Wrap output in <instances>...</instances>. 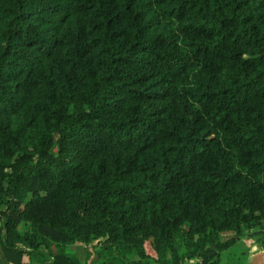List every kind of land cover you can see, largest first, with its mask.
I'll return each mask as SVG.
<instances>
[{
    "label": "trees",
    "instance_id": "1",
    "mask_svg": "<svg viewBox=\"0 0 264 264\" xmlns=\"http://www.w3.org/2000/svg\"><path fill=\"white\" fill-rule=\"evenodd\" d=\"M263 220L264 0H0V264H217Z\"/></svg>",
    "mask_w": 264,
    "mask_h": 264
},
{
    "label": "crops",
    "instance_id": "2",
    "mask_svg": "<svg viewBox=\"0 0 264 264\" xmlns=\"http://www.w3.org/2000/svg\"><path fill=\"white\" fill-rule=\"evenodd\" d=\"M73 245H82L84 247L83 251L85 249L91 250L89 246L78 242L71 244V248H73ZM193 262L194 260H190V263ZM217 264H264V246L256 235H243L236 239L228 248L220 252Z\"/></svg>",
    "mask_w": 264,
    "mask_h": 264
},
{
    "label": "rangeland",
    "instance_id": "3",
    "mask_svg": "<svg viewBox=\"0 0 264 264\" xmlns=\"http://www.w3.org/2000/svg\"><path fill=\"white\" fill-rule=\"evenodd\" d=\"M87 246H89V248L91 249V244H88ZM72 247L73 248H71V246L68 244L66 246V250L71 251V249H74L75 250L74 252H76V254L83 256V254H84L83 248L84 247L82 245H77V246L73 245ZM88 251H90L91 252L90 254H92V256H90L89 259H92L94 257V253L92 252V249L88 250ZM89 259L87 262L90 261Z\"/></svg>",
    "mask_w": 264,
    "mask_h": 264
},
{
    "label": "built area",
    "instance_id": "4",
    "mask_svg": "<svg viewBox=\"0 0 264 264\" xmlns=\"http://www.w3.org/2000/svg\"><path fill=\"white\" fill-rule=\"evenodd\" d=\"M262 229H263V232H264V220L262 222Z\"/></svg>",
    "mask_w": 264,
    "mask_h": 264
}]
</instances>
